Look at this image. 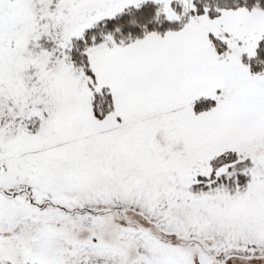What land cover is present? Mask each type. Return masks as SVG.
Instances as JSON below:
<instances>
[{"label":"snow or ice","instance_id":"6c2138e0","mask_svg":"<svg viewBox=\"0 0 264 264\" xmlns=\"http://www.w3.org/2000/svg\"><path fill=\"white\" fill-rule=\"evenodd\" d=\"M0 264H264V0H0Z\"/></svg>","mask_w":264,"mask_h":264}]
</instances>
